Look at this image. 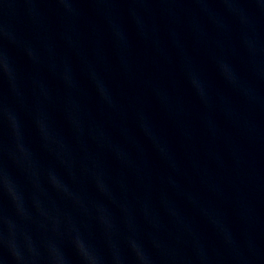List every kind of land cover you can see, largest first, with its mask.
Returning <instances> with one entry per match:
<instances>
[{
    "label": "water",
    "instance_id": "95a60500",
    "mask_svg": "<svg viewBox=\"0 0 264 264\" xmlns=\"http://www.w3.org/2000/svg\"><path fill=\"white\" fill-rule=\"evenodd\" d=\"M0 264H264V0H0Z\"/></svg>",
    "mask_w": 264,
    "mask_h": 264
}]
</instances>
